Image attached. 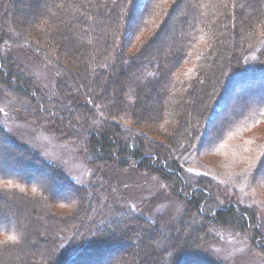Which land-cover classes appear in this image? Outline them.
Segmentation results:
<instances>
[{
  "label": "trees",
  "instance_id": "trees-1",
  "mask_svg": "<svg viewBox=\"0 0 264 264\" xmlns=\"http://www.w3.org/2000/svg\"><path fill=\"white\" fill-rule=\"evenodd\" d=\"M18 54L50 66L55 95L28 74ZM0 87L14 93L24 119L49 121L63 138L81 136L91 164L133 166L168 181L184 208L178 240L164 216L127 213L119 227L107 225L80 246L61 247L63 232L55 231L64 221L50 225L44 241L34 235L36 222L24 225L21 217L30 211L48 220L53 198L42 210L39 200L7 191L13 184L30 186L50 197V184L84 207L83 187L56 169L59 186L54 175L43 177V185L30 174L7 172L20 167L24 173L26 162L38 159L7 153L0 165V264L10 250L5 264H225L211 250L219 230L247 234L264 255V223L246 205L249 197L221 202L208 180L183 167L202 132L210 133L205 148H217L229 135L236 140L264 123V0H0ZM8 139L0 129V144ZM246 139L260 154L241 187L244 176L234 175V188L243 191L264 182V141ZM165 231L176 237L171 255L159 246ZM34 238L41 240L38 250L55 248L40 252L46 261L24 257Z\"/></svg>",
  "mask_w": 264,
  "mask_h": 264
},
{
  "label": "rangeland",
  "instance_id": "rangeland-1",
  "mask_svg": "<svg viewBox=\"0 0 264 264\" xmlns=\"http://www.w3.org/2000/svg\"><path fill=\"white\" fill-rule=\"evenodd\" d=\"M141 38L142 36L138 39ZM140 41L138 40V42ZM2 51L5 53L6 48L4 47ZM15 57L20 64L24 65L28 74L36 82L48 90L50 94L55 95L53 94L55 91V73H52L48 68L50 67L48 64L37 62L31 54H18ZM231 87L235 90L236 84L232 82ZM252 87L253 85H251L250 89H253ZM15 97L12 91H9L5 87H0V129L5 131L12 139H8L4 143L1 142L2 145L0 144V165H3L2 160L6 158L5 154L7 153L21 156L23 159H29L35 154L38 156H36L38 158L36 159L37 163L26 162V167L23 163L22 165L25 168L24 173L18 170L21 169L20 167H17L16 172L10 169L5 171L14 172L19 176L21 174V176L30 174L36 177L34 178L35 180L44 185L46 180L43 177L54 175L52 171L56 169L58 176H65L74 185L83 187L82 189L86 193V205L83 207L79 205V201L74 203L73 200H69V202L68 192L65 189L60 191L56 186L52 188L50 184H46L48 190H51L49 197V195L41 193V190L36 188L32 189L30 186L23 187L22 185L17 186L14 184L10 186V183L3 182L4 186L9 185L12 188V190L7 191L9 197L14 192L25 198L37 199L40 201L39 206L42 210L45 208L43 206L44 201H51L52 198L55 201L54 205H51L50 208L46 207L45 209L48 211V220L40 217L38 221L34 217L32 218L30 211L22 212L21 217L24 219V225H34L36 222V232L38 233H34L36 238L40 237L44 241L48 240L50 238V225L53 226V224H56V220L58 222L62 220L66 225L64 224V227L56 228L55 231V234L60 231L63 232L59 238L61 247L63 245L65 247L69 245L76 247L90 240L91 236H96L101 233L107 225L112 226L117 223V227H119L121 221L127 217V213H136L134 214L136 216H144L145 218L153 217V219L158 215L164 216L165 224L175 227L174 229L178 240L179 219L184 212V208L183 203L179 200L177 193L172 191V186L168 181L159 179L157 176L149 173L136 172L133 166L120 168L114 164H111L109 167H102L100 164L99 166L91 164L89 161V152L85 150L81 136L73 135L74 137L68 138V136H64L63 138L55 135L56 128L49 121L44 120L39 123V121L37 122L32 119H24L20 115V111H22L20 106L18 108L15 105L19 103V101H16L17 99L15 100ZM22 102L27 104L28 101L23 99ZM26 106L29 109V106ZM26 106H23L24 109ZM32 116L34 117V115ZM254 129L250 133L236 135L238 138L236 140L233 139L235 134H231L229 135L231 138L223 142L221 146L215 148L214 145L217 143H214L207 146V149L205 145L209 141L210 133L209 131L202 132L197 138L192 156L186 159L187 163H184L183 167L189 172L198 175V177L208 180L214 187L217 198L221 202H224V199L236 201L240 199V195L248 196L246 205L254 208L258 217L264 223L263 180L260 179L258 182H255L251 188H247L245 191L238 187L234 188V183L237 181H233L235 179L234 175L238 177L244 176L238 182L239 185H243L246 179L245 176H248L249 169L254 165L253 162L256 161V158L260 154L259 149L254 150L253 146L247 147L244 144V140H247L246 137L249 138L253 135L264 141V123L256 125ZM154 139L160 144H164V139L155 136ZM45 164L51 166V169H42ZM53 177L57 180V185L59 186L60 182L57 179L58 177L56 175ZM96 185L97 187H95ZM105 186L112 191H110V194L108 193L109 191L106 193L100 192L101 190L103 191V187ZM110 195L113 198L115 196V201L114 199L110 201ZM63 200L67 202H61ZM240 201L244 200L241 199ZM32 205L34 206L33 202L28 204L31 207ZM118 206L121 209L119 211L116 209ZM167 232L171 233L170 231H165L163 240L159 243V246L164 253L168 252V255H171L169 252L172 251H169V249H171L170 246L172 247L171 244L176 240V237L175 240L174 235L168 238L166 235ZM3 238L0 235V242ZM36 238L31 240L34 246L31 249L29 248L30 250L28 252L25 251L24 257H29L31 259L30 261L37 257H39L37 259L38 262L42 261V258L46 261V257H41L42 253L45 254V251H47L46 254H49L50 252H54L53 250L55 248L52 244H49L47 245V250L46 245L42 251L41 249L38 250V243L42 239L38 241ZM39 247L42 248L41 246ZM211 250L214 256L225 264H264L262 251L258 250L257 245L254 246L247 234L243 235L229 230H219L216 234V240L214 239L212 241ZM40 252L42 253L40 254ZM10 253H12V250L7 253L6 258H3V263L1 264L9 261L8 257L11 256ZM103 254L97 259L98 262L102 256H106L105 254L108 253ZM90 262L88 264H91ZM96 263L97 261L95 260L92 264Z\"/></svg>",
  "mask_w": 264,
  "mask_h": 264
},
{
  "label": "snow or ice",
  "instance_id": "snow-or-ice-1",
  "mask_svg": "<svg viewBox=\"0 0 264 264\" xmlns=\"http://www.w3.org/2000/svg\"><path fill=\"white\" fill-rule=\"evenodd\" d=\"M11 240H15L16 238L15 237H10Z\"/></svg>",
  "mask_w": 264,
  "mask_h": 264
}]
</instances>
